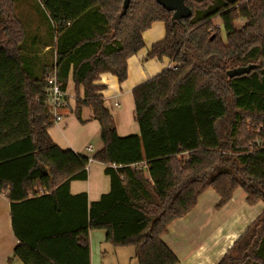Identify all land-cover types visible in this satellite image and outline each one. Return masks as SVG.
<instances>
[{"label": "trees", "instance_id": "16d2710c", "mask_svg": "<svg viewBox=\"0 0 264 264\" xmlns=\"http://www.w3.org/2000/svg\"><path fill=\"white\" fill-rule=\"evenodd\" d=\"M17 2L0 0V194L22 246L52 264H91L90 233L102 230L114 248H132L138 264H180L164 236L207 191L219 196L218 210L239 190L247 205L264 204V0H185L192 15L175 25L156 0H133L126 13L124 0H34L52 32L40 48ZM155 23L165 24L166 36L148 58L176 69L133 90L139 135L120 137L100 77L123 84ZM250 66V74L228 76ZM54 72L65 92L74 81L78 121L89 122L88 108L101 128L93 161L105 165L111 188L97 202L70 191L88 180L89 158L62 150L49 134ZM248 119L261 129L252 149L254 138L242 140ZM144 162L148 170L132 168ZM66 198L81 201L72 228L58 224L71 221ZM43 210L45 222L34 217ZM47 222L57 227L46 231ZM218 264H264V212Z\"/></svg>", "mask_w": 264, "mask_h": 264}, {"label": "crops", "instance_id": "0c3cea01", "mask_svg": "<svg viewBox=\"0 0 264 264\" xmlns=\"http://www.w3.org/2000/svg\"><path fill=\"white\" fill-rule=\"evenodd\" d=\"M248 1V0H247ZM220 26V20H216ZM166 28L163 23H155L145 32L143 40L145 48L128 62V79L120 84L116 77L104 74L99 84L105 86L104 102L114 117L117 132L120 137L139 135L135 115L133 90L160 75L170 66L167 59H149L151 48L164 40ZM48 48L45 50V52ZM83 94V89H81ZM67 103L63 121L50 128L49 134L54 143L62 150H72L90 160L88 180L73 182L71 195L86 194L90 203L97 202L110 192V179L105 174V165L93 161V157L102 148L100 125L93 120L91 109H83V118L89 119L82 125L74 114L76 87L73 79L69 80L67 88ZM116 104L119 105L116 107ZM93 151H89V148ZM237 192L233 199L222 209L216 208L219 196L212 190L207 191L199 200L197 208L186 218L175 222L169 233L164 236V242L178 256L180 264H218L229 252L234 243L248 230L255 220L264 212V207L256 210L255 206L247 207L246 196ZM70 211L67 212L71 221L62 220L63 228L76 225V217L80 216L81 201L69 198ZM264 206V204H263ZM47 210L36 211L34 217L49 219ZM217 217L223 218L222 221ZM52 217V216H51ZM46 218V219H45ZM56 221V218H54ZM52 224V226H49ZM55 223H45L46 231L53 230ZM44 230V231H45ZM107 233L102 230L90 233L91 264H134V250L129 248H114L106 241ZM113 259L108 262L109 249ZM106 249V250H105ZM115 256V261L114 260ZM0 264H52L42 261L40 256L22 246L13 231L11 203L6 194H0Z\"/></svg>", "mask_w": 264, "mask_h": 264}, {"label": "rangeland", "instance_id": "374dc122", "mask_svg": "<svg viewBox=\"0 0 264 264\" xmlns=\"http://www.w3.org/2000/svg\"><path fill=\"white\" fill-rule=\"evenodd\" d=\"M17 6H18L17 7L18 16L21 19H23L25 22H28L30 24L32 37H34V38L36 37L38 39L37 40V48H40V46H41L40 41H42V44L47 43V42H51L52 32H51L50 23L47 20V18L44 16L43 10H41V8L34 2V0H18ZM245 25H246V21H244V20L239 19L238 21L235 22V26L239 30L242 29ZM49 27H50V30H49ZM222 36L224 39H226V34L224 31H222ZM260 132H261V129H260V124L258 123V121L256 119H248V120H246L242 140L245 142H247V141L252 142L255 139V142L252 143V147H251V149H252L255 147L254 145L256 143L260 142V141H258ZM98 141H101V138H98ZM240 191H241V193L243 192L244 195L246 196L245 192L242 190H239L237 192H240ZM241 193H239L238 195H240ZM235 194H234V196H235ZM247 207H249V205H247ZM260 207H264L263 203H259V204L255 205V207H253V208H256V210H258V209H260ZM216 218H219L221 221L223 219V218L217 217V216H216ZM108 245L109 244H107L106 247H108V249H109V251H108L109 254L107 257V260L109 262L113 259V256L111 254L112 248ZM131 249L129 248L128 251H130L132 253L133 250H131ZM114 261H115V256H114L113 262ZM134 264H138L135 257H134Z\"/></svg>", "mask_w": 264, "mask_h": 264}, {"label": "built area", "instance_id": "2783aa9c", "mask_svg": "<svg viewBox=\"0 0 264 264\" xmlns=\"http://www.w3.org/2000/svg\"><path fill=\"white\" fill-rule=\"evenodd\" d=\"M169 68L176 69L173 65H170ZM47 84L48 87L46 93L48 97V105L53 114V124L56 125L63 121L64 110L67 103V91L65 92L62 90L56 72L48 76ZM118 106L119 105L116 104V107ZM88 150L93 151L91 147ZM132 168L137 171L148 170V164L144 162L133 165Z\"/></svg>", "mask_w": 264, "mask_h": 264}, {"label": "water", "instance_id": "95a60500", "mask_svg": "<svg viewBox=\"0 0 264 264\" xmlns=\"http://www.w3.org/2000/svg\"><path fill=\"white\" fill-rule=\"evenodd\" d=\"M133 0H124V12L126 13ZM157 4L168 12L173 13V21L182 23V20L191 17L192 11L185 5V0H156ZM253 67L239 68L228 72V76L232 79L242 75L250 74Z\"/></svg>", "mask_w": 264, "mask_h": 264}]
</instances>
